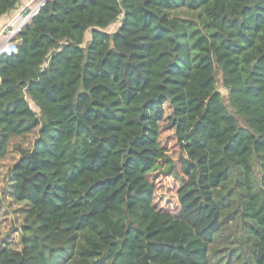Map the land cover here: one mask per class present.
<instances>
[{
	"label": "trees",
	"instance_id": "obj_1",
	"mask_svg": "<svg viewBox=\"0 0 264 264\" xmlns=\"http://www.w3.org/2000/svg\"><path fill=\"white\" fill-rule=\"evenodd\" d=\"M39 6L0 55V170L19 154L27 205L0 264H264V0Z\"/></svg>",
	"mask_w": 264,
	"mask_h": 264
},
{
	"label": "rangeland",
	"instance_id": "obj_2",
	"mask_svg": "<svg viewBox=\"0 0 264 264\" xmlns=\"http://www.w3.org/2000/svg\"><path fill=\"white\" fill-rule=\"evenodd\" d=\"M45 1L46 0H44V2ZM40 3L39 1L34 2V0H21L17 8L9 12V14L0 21V44H2L4 41H6L8 44L7 48L0 51V54L2 52L12 51L16 49L18 40H14L13 38L17 31L20 30V28L25 25L30 19L29 18L28 20H25V18H28L29 16L26 14L27 9L30 10L29 12L31 13L37 6L40 5ZM118 22L119 21H117L116 23ZM88 33V36L91 37L90 32ZM219 90L222 92L227 104L229 105V100L227 98L228 91L223 86V83L221 81H219ZM30 103L33 109L36 112H39L38 107L32 101ZM229 107L232 110L231 106ZM240 123L241 125H244L243 121H240ZM35 135L36 134L33 133L29 135L25 140L19 139L18 141L23 143L26 147H30ZM18 156L19 154L17 152L12 151L11 155H9V157L5 160L3 167L0 170V242L2 246H8L9 248L15 250L21 248L19 228L25 218L27 205L24 202H18L14 199L13 189L11 187L12 182L6 179L5 176L7 173V169L12 165V163L16 161ZM257 173L259 175L258 170ZM172 183L173 181H171L169 178L160 177L159 175L157 183L159 189L158 202L159 204H164V206L168 208L175 205V200L168 192V190L171 189L170 187L172 186ZM165 190H167V193L165 194V198H163L161 195V191Z\"/></svg>",
	"mask_w": 264,
	"mask_h": 264
},
{
	"label": "built area",
	"instance_id": "obj_3",
	"mask_svg": "<svg viewBox=\"0 0 264 264\" xmlns=\"http://www.w3.org/2000/svg\"><path fill=\"white\" fill-rule=\"evenodd\" d=\"M14 50H16V49H14Z\"/></svg>",
	"mask_w": 264,
	"mask_h": 264
},
{
	"label": "water",
	"instance_id": "obj_4",
	"mask_svg": "<svg viewBox=\"0 0 264 264\" xmlns=\"http://www.w3.org/2000/svg\"><path fill=\"white\" fill-rule=\"evenodd\" d=\"M1 55V54H0Z\"/></svg>",
	"mask_w": 264,
	"mask_h": 264
}]
</instances>
